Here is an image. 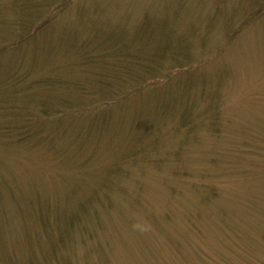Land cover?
<instances>
[{
	"label": "rangeland",
	"instance_id": "374dc122",
	"mask_svg": "<svg viewBox=\"0 0 264 264\" xmlns=\"http://www.w3.org/2000/svg\"><path fill=\"white\" fill-rule=\"evenodd\" d=\"M0 264H264V0H0Z\"/></svg>",
	"mask_w": 264,
	"mask_h": 264
},
{
	"label": "trees",
	"instance_id": "16d2710c",
	"mask_svg": "<svg viewBox=\"0 0 264 264\" xmlns=\"http://www.w3.org/2000/svg\"><path fill=\"white\" fill-rule=\"evenodd\" d=\"M112 70V69H111ZM124 70H126V67H124ZM130 70V72L128 73V75L129 74H132L133 72H135V71H133V69H129ZM98 73H100V72H98ZM99 76V75H98ZM108 92H111L112 93V91H108ZM62 109V106H59V107H53L52 108V110H50L51 112H49L48 110H46V109H43L42 111H41V114H42V118H49V117H54L55 115H57L58 113H60L61 114V112H60V110ZM68 110L70 109L69 107L67 108ZM68 110H67V112H68ZM29 118H32V119H34V120H39L38 118H35V117H31V116H25V120H26V124H25V126H30V125H32V123H31V121L29 120ZM24 120V121H25ZM2 130H4V131H6L5 133L6 134H8V132L10 131L8 128H3ZM18 136H19V138L20 139H22V140H26L27 139V137H28V135H26V134H24V133H18L17 134Z\"/></svg>",
	"mask_w": 264,
	"mask_h": 264
}]
</instances>
